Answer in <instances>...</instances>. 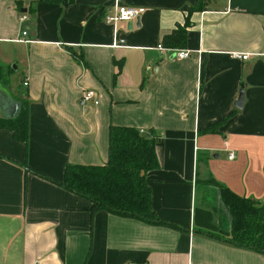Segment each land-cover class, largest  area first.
<instances>
[{"label":"crops","instance_id":"obj_1","mask_svg":"<svg viewBox=\"0 0 264 264\" xmlns=\"http://www.w3.org/2000/svg\"><path fill=\"white\" fill-rule=\"evenodd\" d=\"M200 1L0 0V119L25 103L27 119L25 144L0 128V264H264L209 233L223 219L215 184L264 203V0L191 11ZM116 5L144 12L107 23ZM178 28L185 47L165 45ZM112 125L157 137L146 179L165 224L92 211L50 181L104 165Z\"/></svg>","mask_w":264,"mask_h":264},{"label":"trees","instance_id":"obj_2","mask_svg":"<svg viewBox=\"0 0 264 264\" xmlns=\"http://www.w3.org/2000/svg\"><path fill=\"white\" fill-rule=\"evenodd\" d=\"M63 1L71 4L73 0H43L50 4ZM204 2L200 1L191 11L202 10ZM163 43L174 48H184L185 28H178L165 36ZM120 67L118 65V70ZM25 104L14 117L0 119V128L8 130L12 138L22 144L27 139ZM156 142L157 137L152 132L141 134L132 127L112 125L109 128L107 162L104 165L69 164L61 181L48 180L88 200L92 211L103 210L148 224H165L151 208V191L146 179V173L157 167ZM214 186L219 192L220 206L225 209L222 208L223 219L216 230L219 232L216 239L237 248L264 254V203L238 196L219 185Z\"/></svg>","mask_w":264,"mask_h":264},{"label":"built area","instance_id":"obj_3","mask_svg":"<svg viewBox=\"0 0 264 264\" xmlns=\"http://www.w3.org/2000/svg\"><path fill=\"white\" fill-rule=\"evenodd\" d=\"M144 12L143 8H134V7H128V6H123V5H116L115 10L112 14L106 16L105 21L107 23H112L115 24L117 22H129L136 20L140 17V15ZM26 19V16L24 14H21L18 18L19 22H22ZM22 35H25V32L21 33ZM123 45L122 40H115L113 43L114 48H119ZM157 49L160 51H167L168 53H173L172 56L173 58L177 60H184L187 58H190L192 52L184 49L180 50H169V49H164L161 45L157 46ZM232 57L235 59H239L242 61L248 60L250 57L249 54H239V53H233ZM23 86H26V82L22 83ZM81 102L82 104H93L97 105L98 101L96 99V93L93 90H86L85 92L82 93L81 96ZM141 134L144 132L141 130L139 131ZM224 148L227 150V144H224ZM234 158V154L230 151H228V159L232 160Z\"/></svg>","mask_w":264,"mask_h":264},{"label":"water","instance_id":"obj_4","mask_svg":"<svg viewBox=\"0 0 264 264\" xmlns=\"http://www.w3.org/2000/svg\"><path fill=\"white\" fill-rule=\"evenodd\" d=\"M138 21V19H136ZM244 103V94H243V89L241 88L240 89V92H239V96H238V99L237 101L235 102L234 106L237 108V109H241L242 108V105ZM17 108H18V105L17 104H14V110H15V113L17 111ZM14 115V114H13ZM14 117V116H13ZM146 137H148V135H146ZM219 196V195H218ZM223 210L224 207L222 206ZM226 213V212H225ZM226 216H227V213H226ZM227 220L229 221V217L227 216Z\"/></svg>","mask_w":264,"mask_h":264},{"label":"rangeland","instance_id":"obj_5","mask_svg":"<svg viewBox=\"0 0 264 264\" xmlns=\"http://www.w3.org/2000/svg\"><path fill=\"white\" fill-rule=\"evenodd\" d=\"M215 227L217 226L216 224H213ZM218 228V227H217ZM216 228V229H217ZM213 229V228H212ZM211 228H210V231H209V233H212V234H214V235H217V234H219V232H217L216 230H212Z\"/></svg>","mask_w":264,"mask_h":264}]
</instances>
